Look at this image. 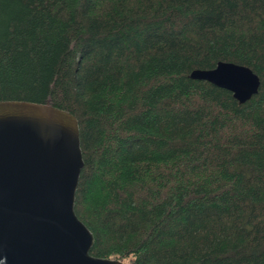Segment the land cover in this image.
<instances>
[{
    "label": "trees",
    "instance_id": "1",
    "mask_svg": "<svg viewBox=\"0 0 264 264\" xmlns=\"http://www.w3.org/2000/svg\"><path fill=\"white\" fill-rule=\"evenodd\" d=\"M264 0H0V99L77 119L73 210L125 264H264ZM259 78L239 103L192 68Z\"/></svg>",
    "mask_w": 264,
    "mask_h": 264
},
{
    "label": "water",
    "instance_id": "2",
    "mask_svg": "<svg viewBox=\"0 0 264 264\" xmlns=\"http://www.w3.org/2000/svg\"><path fill=\"white\" fill-rule=\"evenodd\" d=\"M187 75L229 90L239 103L259 84L250 67L225 60ZM82 164L74 114L0 99V264H125L88 252L92 233L73 210Z\"/></svg>",
    "mask_w": 264,
    "mask_h": 264
}]
</instances>
